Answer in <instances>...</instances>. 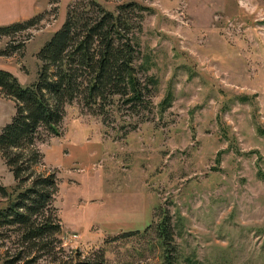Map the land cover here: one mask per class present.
<instances>
[{
    "label": "rangeland",
    "instance_id": "1",
    "mask_svg": "<svg viewBox=\"0 0 264 264\" xmlns=\"http://www.w3.org/2000/svg\"><path fill=\"white\" fill-rule=\"evenodd\" d=\"M99 1L147 7L137 62L148 54L154 65L138 74L159 83L153 106L138 111L115 100L96 113L74 100L59 134L35 143L36 174L59 180L60 256L104 247L109 264H162L156 224L168 211L182 264H264V0ZM75 2L89 0H0V26L38 19L0 33V52L21 47L0 67L22 86L37 79L38 53ZM14 114L0 93V130ZM0 182H17L1 153ZM4 233L0 264H12L18 240Z\"/></svg>",
    "mask_w": 264,
    "mask_h": 264
},
{
    "label": "trees",
    "instance_id": "2",
    "mask_svg": "<svg viewBox=\"0 0 264 264\" xmlns=\"http://www.w3.org/2000/svg\"><path fill=\"white\" fill-rule=\"evenodd\" d=\"M82 5L75 2L68 8L62 26L40 49L41 65L32 84L22 86L10 70L0 67V93L15 102L14 116L0 130V153L17 181L13 187L0 182V197L7 200L0 207V238L10 237L4 233L10 228L19 244V250L7 263L37 264L47 258L52 264H109L104 247L97 253L89 252L85 258L80 252L60 256L64 249L58 238L63 227L54 205L59 180L54 173L36 174L34 167L43 155L35 143L46 135L59 134L65 106L74 100L96 113L115 100L136 111L151 108L149 95L159 80L154 74L145 79L138 74L150 71L154 65L148 54L137 62L142 51L139 34L143 10L147 7L135 1L115 10L99 0ZM37 21L33 16L25 22L0 26V33L9 35ZM20 48H7L0 55H11ZM158 216L156 232L162 264H182L174 244L171 215L165 211ZM138 233L139 230L122 232L112 240ZM186 263L198 262L187 258Z\"/></svg>",
    "mask_w": 264,
    "mask_h": 264
}]
</instances>
